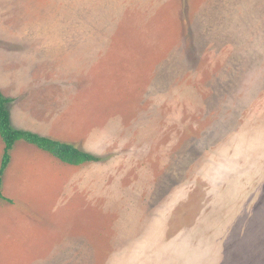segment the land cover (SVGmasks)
Masks as SVG:
<instances>
[{
	"label": "rangeland",
	"instance_id": "1",
	"mask_svg": "<svg viewBox=\"0 0 264 264\" xmlns=\"http://www.w3.org/2000/svg\"><path fill=\"white\" fill-rule=\"evenodd\" d=\"M0 88L15 127L102 157L15 143L0 264H123L148 234L264 264V0H0Z\"/></svg>",
	"mask_w": 264,
	"mask_h": 264
},
{
	"label": "trees",
	"instance_id": "2",
	"mask_svg": "<svg viewBox=\"0 0 264 264\" xmlns=\"http://www.w3.org/2000/svg\"><path fill=\"white\" fill-rule=\"evenodd\" d=\"M13 100L15 99L5 96L0 88V136L4 142V151L0 165V197H4L1 190L3 175L11 162V150L18 140L33 144L72 165H80L85 162L99 161L102 159V157L84 151L72 143L41 135L31 130L15 127L9 108V103Z\"/></svg>",
	"mask_w": 264,
	"mask_h": 264
},
{
	"label": "crops",
	"instance_id": "3",
	"mask_svg": "<svg viewBox=\"0 0 264 264\" xmlns=\"http://www.w3.org/2000/svg\"><path fill=\"white\" fill-rule=\"evenodd\" d=\"M11 117H12V113H11ZM36 133L41 134L40 132H36ZM41 135H43V134H41ZM35 147L38 150L37 152H46V151L38 148L37 146H35ZM70 165H72V164H70ZM149 235H151V234H148V236L145 235L146 237H143L142 239L136 238L135 241H132L131 244L126 247V251L124 252V255H123V253L120 255V259L123 262V264L131 263L133 260L144 261L145 259H149L151 262H154L153 264H193V255L194 254H202V252L209 251V247L204 243V241L200 242L199 240H194V237H193L190 239L189 245L186 242L182 243L181 241L175 240L173 242L172 247H171V245H168L166 251L160 252V245L161 244L158 241H151ZM212 240L213 239H210L211 243H212ZM86 241L88 242V245L90 248L88 251V253L90 254L93 251V249L91 248V244L88 240L84 239L83 243H87ZM79 242L81 243V241H79ZM207 242H209V241H207ZM126 243L128 244L127 241H126ZM165 246H167V245H165L163 243V247H165ZM136 248L142 249L145 251H149V252L152 251L153 252L152 256L155 257V261L151 260L146 255L137 256L138 251ZM131 249L136 250V252H135L136 256L135 257H133L131 255ZM209 264H211V263H209Z\"/></svg>",
	"mask_w": 264,
	"mask_h": 264
}]
</instances>
